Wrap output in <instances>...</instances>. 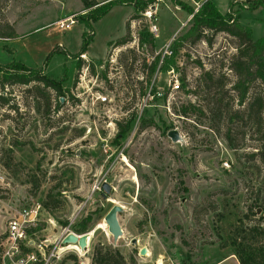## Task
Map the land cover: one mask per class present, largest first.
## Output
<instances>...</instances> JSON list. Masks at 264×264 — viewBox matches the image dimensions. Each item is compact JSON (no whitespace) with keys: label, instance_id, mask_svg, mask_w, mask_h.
I'll return each mask as SVG.
<instances>
[{"label":"rangeland","instance_id":"374dc122","mask_svg":"<svg viewBox=\"0 0 264 264\" xmlns=\"http://www.w3.org/2000/svg\"><path fill=\"white\" fill-rule=\"evenodd\" d=\"M213 1L224 11L232 0ZM233 2V15L260 36L263 9ZM132 8L115 3L92 22L87 57L76 68L80 0H0V64L19 60L39 75L67 77L59 92L36 79L0 88V241L7 218L38 203L41 219L30 234L34 243L46 239L49 264H90L99 246L117 249L122 264H239L230 238L264 225V105L257 111L252 103L257 93L264 104L263 85L251 80L239 102L230 67L235 38L205 29L180 42L191 20L179 27L185 13L165 5L157 25L168 33L179 27L169 56L146 28L144 8L129 21L128 39L108 45L125 34ZM73 13L70 28L53 27ZM172 128L177 140L167 135ZM112 204L121 206L115 239L103 218ZM86 214L83 251H58L66 245L60 230L81 233L74 229Z\"/></svg>","mask_w":264,"mask_h":264},{"label":"trees","instance_id":"16d2710c","mask_svg":"<svg viewBox=\"0 0 264 264\" xmlns=\"http://www.w3.org/2000/svg\"><path fill=\"white\" fill-rule=\"evenodd\" d=\"M83 8L86 9L84 15H80L77 21L82 23L83 30L81 33L82 43L79 51L74 56L77 57L75 66H80V54L84 52L86 44L89 42L92 36V22L104 14L113 4L125 3L131 4L133 12L130 14L125 22V34L116 38L115 40L108 41L109 44H122L128 39L129 19H132L138 15V9L142 10L152 0H80ZM181 8L186 11H190V5L175 0ZM245 8L248 10L260 7L264 11V0H250ZM237 2V1H236ZM234 4L233 1L229 2V10L221 13L213 0H204L200 4L199 8L192 14L191 22L184 32L176 39L181 41H194L203 36V30H211L213 32L223 31L228 35L235 38V53L232 55L230 61V67L233 69L236 79L232 86L237 90L238 101H242L247 84L253 80L258 79L260 84L263 85L264 94V32L253 38L251 36V28L248 25L241 24L237 20V15H233L231 7ZM257 20L264 22V15L256 18ZM11 36V35H9ZM210 42V38H207ZM62 51V50H60ZM52 52V51H51ZM51 52L47 55L44 63L47 61ZM57 52V51H53ZM64 52V51H63ZM62 52V53H63ZM67 54V52H65ZM155 57V56H154ZM156 61L153 59L150 62V71L155 66ZM161 66V65H160ZM38 69L29 67L19 60H10L5 64H0V88L4 84H12L13 82L27 83L30 80H39L43 85L51 87L56 92L61 91V82L66 79V75H61L59 79L51 76L50 74H38ZM182 79L183 77L180 76ZM62 94V93H61ZM253 104H256V110L259 111L263 107V100L261 95L255 93L253 96ZM251 103V104H252ZM245 109V108H244ZM243 108L234 109L233 115L240 113ZM185 109L183 108L182 111ZM125 128L120 126L118 129L119 134L124 132ZM118 135V134H117ZM261 140H264V135H261ZM263 145V143H262ZM255 153L258 154L260 150L256 147ZM45 206H48L44 203ZM91 217L86 214L78 225L75 227L76 232H85L88 227V222ZM242 228L230 238L233 245L232 252L239 262V264H264V243L261 239L264 237V225H253L251 227ZM246 232V233H245ZM250 234V235H247ZM238 238V239H237ZM264 240V239H262ZM122 255L117 249H111L109 246L94 247L91 253L90 264H122Z\"/></svg>","mask_w":264,"mask_h":264},{"label":"built area","instance_id":"2783aa9c","mask_svg":"<svg viewBox=\"0 0 264 264\" xmlns=\"http://www.w3.org/2000/svg\"><path fill=\"white\" fill-rule=\"evenodd\" d=\"M179 1L190 5L191 10H184L175 0H152L140 12L142 20L146 24V28L153 37H156L159 32L156 23V13L160 5L171 7L174 10H184L185 18L181 20L179 24V27H181L185 25L188 20H191L192 14L199 8L204 0ZM74 15H76V13L54 20L52 23L53 27L60 31L70 28L71 24L75 22ZM172 39L173 37H170L160 45L159 50L162 56H169L171 54ZM80 56L83 57V54L81 53ZM178 86L179 83L177 78H174L173 83L170 85L171 91L177 89ZM170 97L171 92L167 94L165 101L167 102ZM97 98H99L100 101H104L106 97L104 95H98ZM39 208L40 205L38 203L23 205L7 218L4 235L0 241V264H49V253H46L45 247H43L46 244V239L34 243L30 234V229L36 226L37 220L41 219V217H38L40 214ZM68 232L75 233L68 228H63L60 230V235L63 237ZM67 249L75 250L73 248H66L64 250ZM81 264L87 263L84 262Z\"/></svg>","mask_w":264,"mask_h":264},{"label":"water","instance_id":"95a60500","mask_svg":"<svg viewBox=\"0 0 264 264\" xmlns=\"http://www.w3.org/2000/svg\"><path fill=\"white\" fill-rule=\"evenodd\" d=\"M167 135L170 137L171 140H177L179 138V134L177 133L176 129H174V128L169 129L167 131ZM101 187H102L104 193L108 192L109 188H110L109 184L105 181H102ZM104 193H102V195H104ZM120 209H121L120 205L112 204L103 216L104 221L106 223L107 230L111 233V235L114 239L121 233V229L119 227V224H118L117 218H116V212L119 211ZM88 237H89L88 232H82L79 234H75L73 232H68L61 238V241L63 243L76 242V244L81 249H83L87 244ZM132 240L134 241V239H132ZM144 252H145V248L141 247L139 249V253H144Z\"/></svg>","mask_w":264,"mask_h":264},{"label":"crops","instance_id":"0c3cea01","mask_svg":"<svg viewBox=\"0 0 264 264\" xmlns=\"http://www.w3.org/2000/svg\"><path fill=\"white\" fill-rule=\"evenodd\" d=\"M96 1H103V0H96ZM232 1H234V0H232ZM214 2V1H213ZM132 7V6H131ZM217 7V6H216ZM133 9V8H132ZM217 9H218V7H217ZM229 9V5H227V7H226V9L224 10V11H220L219 9V11L221 12V13H223V12H225V11H227ZM178 11V15H180L182 12H184V10L183 9H179V10H177ZM130 16V15H129ZM128 16V17H129ZM128 17H127V19H128ZM126 19V20H127ZM131 19H129V21H130ZM249 25V24H248ZM71 27V26H70ZM250 27V26H249ZM158 28H159V32H158V35L156 36V37H154V40H156V38H158L159 40L160 39H162V42H161V44L163 43V41L165 40H168L169 39V37L171 36V35H173V33H175L177 30H178V28L176 29V30H174V32H172V33H168V32H165V30L163 31V29L161 28V26H158ZM251 28V27H250ZM168 33V34H167ZM160 44V45H161ZM159 45V46H160ZM83 54V56H85V57H87V54L85 53V52H83L82 53ZM103 58V57H102ZM214 263H216V262H214ZM214 263H212V264H214Z\"/></svg>","mask_w":264,"mask_h":264},{"label":"bare ground","instance_id":"6f19581e","mask_svg":"<svg viewBox=\"0 0 264 264\" xmlns=\"http://www.w3.org/2000/svg\"><path fill=\"white\" fill-rule=\"evenodd\" d=\"M64 244H66V245H64V246H60L59 247V251H62V250H64V249H66V248H73V249H75V250H77V251H81L82 249L76 244V242H67V243H64ZM83 251V250H82Z\"/></svg>","mask_w":264,"mask_h":264}]
</instances>
